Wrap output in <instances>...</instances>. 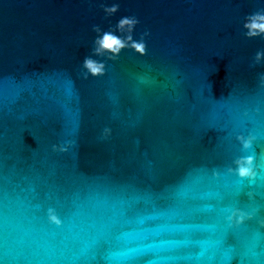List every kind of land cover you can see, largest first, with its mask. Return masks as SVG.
<instances>
[{"label": "water", "instance_id": "water-1", "mask_svg": "<svg viewBox=\"0 0 264 264\" xmlns=\"http://www.w3.org/2000/svg\"><path fill=\"white\" fill-rule=\"evenodd\" d=\"M260 9L0 0V264H264V60L250 67L264 39L243 36ZM132 15L147 54L93 55V26ZM89 56L105 75L82 78ZM249 134L244 151L236 136ZM247 155L251 183L227 171ZM235 208L251 219L229 222Z\"/></svg>", "mask_w": 264, "mask_h": 264}, {"label": "clouds", "instance_id": "clouds-1", "mask_svg": "<svg viewBox=\"0 0 264 264\" xmlns=\"http://www.w3.org/2000/svg\"><path fill=\"white\" fill-rule=\"evenodd\" d=\"M100 8L104 13V19H108L119 11L120 4L113 2L111 6H107L106 4L101 3ZM139 23L140 21L138 18L135 15H132L121 17L114 29L110 28L107 31H102V28L99 25H94L92 30L97 33V37L94 40L93 55L109 53L110 55H108V59L115 61L118 59L120 52L125 48H131L141 56L146 55V38L150 36V33L146 30L141 34L138 41L133 40L132 34ZM243 29V36L248 39L257 37L264 39V9H260L247 15L244 19ZM116 32H119L122 35H117ZM262 60H264V50L257 51L250 67H255L256 65L261 64ZM82 67L85 69L81 74L83 79H87L89 75L99 77L106 73L105 63L97 61L91 56L84 59ZM258 85L264 87V73L259 74ZM256 112H259V108L256 109ZM244 115L247 116L248 113L245 112ZM111 131L110 128L105 127L100 139L108 140L111 136ZM255 139L256 137L251 134L247 136H236V140L239 141L244 151L253 148ZM72 143L73 142L60 145L54 144L52 145V150L54 152H66ZM233 163L235 167H229L227 170L229 173L235 174L242 181L247 180L250 183L255 182L258 173L254 155L237 158ZM214 175L218 176L219 173L214 172ZM249 196H251V193H249ZM226 211L228 213L227 220L236 225L244 224L246 220L251 219V215L240 208L226 209ZM49 221L57 226L61 224V220L51 209L49 210Z\"/></svg>", "mask_w": 264, "mask_h": 264}]
</instances>
